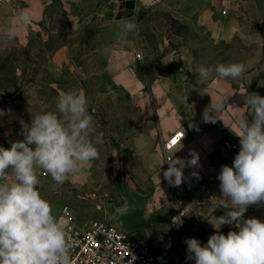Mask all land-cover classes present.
<instances>
[{"label": "rangeland", "instance_id": "1", "mask_svg": "<svg viewBox=\"0 0 264 264\" xmlns=\"http://www.w3.org/2000/svg\"><path fill=\"white\" fill-rule=\"evenodd\" d=\"M46 1L45 20L31 24L12 44L5 46L0 38V146L10 148L23 140L21 122L29 124L42 104L55 110L60 92L73 88L85 92L95 131L103 133L99 158L62 185L37 170L39 191L57 217L67 205L82 220L108 218L109 208H122L156 188L134 148L137 137L156 125L144 111L143 97L149 89L133 91L115 81L109 70L125 44L142 54L133 68L143 80L157 71L194 79L199 78L195 69L201 64L243 63V76L226 80L232 87L244 83L250 94L264 96V0L152 2L135 11L132 20L138 30L123 41L118 37L117 22L124 19L119 2ZM206 12L212 20L234 22V37L223 40L208 33L199 22ZM7 22L0 20V27ZM198 226L190 227L189 218L151 217L136 232L167 257V264H195L187 259L185 241L196 238L203 246L217 231L211 222ZM232 230L223 225L219 231L226 235Z\"/></svg>", "mask_w": 264, "mask_h": 264}, {"label": "clouds", "instance_id": "2", "mask_svg": "<svg viewBox=\"0 0 264 264\" xmlns=\"http://www.w3.org/2000/svg\"><path fill=\"white\" fill-rule=\"evenodd\" d=\"M32 23L28 8L14 9L7 24L0 27L5 46L14 43ZM117 25L122 41L138 30L128 19ZM245 70L243 63L201 64L195 69L202 81L236 80ZM48 107L42 104L29 124L21 122L23 140L13 142L10 148L0 146V264H73L75 241L65 222L54 215L51 202L41 195L37 170L46 172L56 184H64L99 158L103 133L95 131L82 89L60 92L55 110ZM245 108L252 120L245 113L236 119L232 132L239 139V151L232 166L223 165L217 177L221 191L217 207L227 211L214 217L211 224L217 231L206 244L202 246L196 238L185 241L187 259L195 264H264V222L244 218L249 206L264 204V96L247 94ZM222 109L223 99L215 108L206 107L203 122L215 123L214 112ZM190 155L187 162L173 159L174 155L163 162L168 164L163 175L170 185L180 186L183 169L198 165V155ZM223 225H233L238 231L222 234Z\"/></svg>", "mask_w": 264, "mask_h": 264}, {"label": "crops", "instance_id": "3", "mask_svg": "<svg viewBox=\"0 0 264 264\" xmlns=\"http://www.w3.org/2000/svg\"><path fill=\"white\" fill-rule=\"evenodd\" d=\"M114 1L119 2L123 8V18L134 21L132 18L138 8L160 0ZM47 5L46 0H0V20H9L14 9L25 7L31 11L32 24H35L45 20ZM210 18L206 12L199 22L213 37L223 40L234 37V22H218ZM118 53H122L124 57L120 58L119 54L113 56L109 66L113 79L133 91L147 86L149 93L143 97L145 116L154 118L156 122L146 134H140L134 144L135 151L142 156L156 184L150 196H142L138 200L148 203L150 218H189L190 227L193 229L198 228L200 223H214V217L224 215L227 211L217 207L221 197L220 181L217 177L223 165L232 166L239 151V139L232 131L235 130L236 119L247 111L245 96L250 94L247 85L242 83L232 87L226 79L202 81L188 77L187 74H170L169 71H157V75L146 76L143 80L133 68L141 60L136 57L133 49L129 50V46L125 44ZM221 99L223 109L214 112L216 122H203L204 109L209 105L215 108ZM245 115L251 122V116L248 113ZM189 126L193 130L186 133V137L173 153V159L181 158L187 162L191 159L190 154L195 153L199 157V163L197 166H186L183 169L182 184L178 187L172 186L163 175L168 168V164L163 163V143L175 130L187 129ZM194 173L198 175V179ZM244 218H258L264 222V204L249 206ZM229 227L238 231L233 225Z\"/></svg>", "mask_w": 264, "mask_h": 264}, {"label": "built area", "instance_id": "4", "mask_svg": "<svg viewBox=\"0 0 264 264\" xmlns=\"http://www.w3.org/2000/svg\"><path fill=\"white\" fill-rule=\"evenodd\" d=\"M227 9L223 11L224 14ZM140 59L142 54L136 53ZM193 127L175 130L163 143L165 160L171 159L186 133ZM62 219L75 241L72 252L73 264H167V257L143 241L137 232L128 231L115 224L109 216L104 219L82 220L64 206Z\"/></svg>", "mask_w": 264, "mask_h": 264}, {"label": "water", "instance_id": "5", "mask_svg": "<svg viewBox=\"0 0 264 264\" xmlns=\"http://www.w3.org/2000/svg\"><path fill=\"white\" fill-rule=\"evenodd\" d=\"M109 214L115 224L128 231L134 232L148 224L151 216V210L148 203L142 200H136L128 203L122 208H109Z\"/></svg>", "mask_w": 264, "mask_h": 264}]
</instances>
